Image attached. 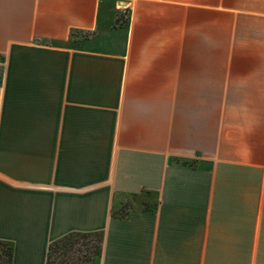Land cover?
<instances>
[{
  "label": "crops",
  "instance_id": "obj_1",
  "mask_svg": "<svg viewBox=\"0 0 264 264\" xmlns=\"http://www.w3.org/2000/svg\"><path fill=\"white\" fill-rule=\"evenodd\" d=\"M69 237L74 264H264V0H0V242Z\"/></svg>",
  "mask_w": 264,
  "mask_h": 264
},
{
  "label": "trees",
  "instance_id": "obj_2",
  "mask_svg": "<svg viewBox=\"0 0 264 264\" xmlns=\"http://www.w3.org/2000/svg\"><path fill=\"white\" fill-rule=\"evenodd\" d=\"M75 36V34H71V37L73 38ZM184 164H188V162L184 163ZM69 238L64 239L63 241L53 244L49 247V252H48V264H50V260H51V264H56L58 259H60L61 264H74V260L75 259H79V252L77 247H75V240H72ZM0 246L2 248H7V258L8 259H4L3 264H11V260H12V252H11V248L4 243L0 242ZM90 249V248H89ZM88 248L86 249L87 251L89 250ZM95 249L94 247H92V250ZM2 256L0 255V260H1ZM67 260V261H66ZM69 261V262H68Z\"/></svg>",
  "mask_w": 264,
  "mask_h": 264
},
{
  "label": "rangeland",
  "instance_id": "obj_3",
  "mask_svg": "<svg viewBox=\"0 0 264 264\" xmlns=\"http://www.w3.org/2000/svg\"><path fill=\"white\" fill-rule=\"evenodd\" d=\"M7 248H2L1 246H0V255L2 256V258H1V260H0V264H3V262H4V259H8L7 258ZM2 260H3V262H2ZM67 261V260H66ZM69 262V261H68ZM50 264H51V260H50ZM71 264V263H70Z\"/></svg>",
  "mask_w": 264,
  "mask_h": 264
}]
</instances>
